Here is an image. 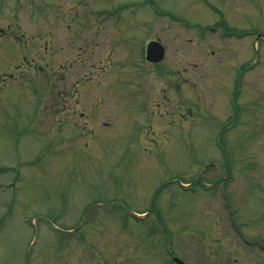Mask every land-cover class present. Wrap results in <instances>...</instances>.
I'll return each mask as SVG.
<instances>
[{"label": "rangeland", "instance_id": "374dc122", "mask_svg": "<svg viewBox=\"0 0 264 264\" xmlns=\"http://www.w3.org/2000/svg\"><path fill=\"white\" fill-rule=\"evenodd\" d=\"M261 34L264 0H0V264H264Z\"/></svg>", "mask_w": 264, "mask_h": 264}, {"label": "water", "instance_id": "95a60500", "mask_svg": "<svg viewBox=\"0 0 264 264\" xmlns=\"http://www.w3.org/2000/svg\"><path fill=\"white\" fill-rule=\"evenodd\" d=\"M146 57L148 61L160 62L165 57V48L159 41H152L147 46Z\"/></svg>", "mask_w": 264, "mask_h": 264}]
</instances>
